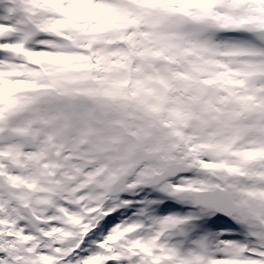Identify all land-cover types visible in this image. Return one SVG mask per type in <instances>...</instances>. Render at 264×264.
Instances as JSON below:
<instances>
[{"label":"snow or ice","instance_id":"6c2138e0","mask_svg":"<svg viewBox=\"0 0 264 264\" xmlns=\"http://www.w3.org/2000/svg\"><path fill=\"white\" fill-rule=\"evenodd\" d=\"M0 264H264V0H0Z\"/></svg>","mask_w":264,"mask_h":264}]
</instances>
